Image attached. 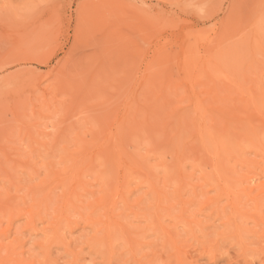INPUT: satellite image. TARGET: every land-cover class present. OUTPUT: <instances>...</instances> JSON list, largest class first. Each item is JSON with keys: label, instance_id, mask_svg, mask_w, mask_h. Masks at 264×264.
<instances>
[{"label": "rangeland", "instance_id": "obj_1", "mask_svg": "<svg viewBox=\"0 0 264 264\" xmlns=\"http://www.w3.org/2000/svg\"><path fill=\"white\" fill-rule=\"evenodd\" d=\"M259 183L264 0H0V264H264Z\"/></svg>", "mask_w": 264, "mask_h": 264}, {"label": "bare ground", "instance_id": "obj_2", "mask_svg": "<svg viewBox=\"0 0 264 264\" xmlns=\"http://www.w3.org/2000/svg\"><path fill=\"white\" fill-rule=\"evenodd\" d=\"M252 55V54H251ZM195 108L196 109H198V105L196 104L195 105ZM197 136H198V134H197ZM240 137H242V138H244V139H246V140H248V141H251V136H249V134L246 132V133H244V134H242ZM239 137V139H241ZM202 141H203V139H201ZM203 146H205L204 144H203ZM259 187L262 189V188H264V183H259ZM226 190H227V193L228 194H230V192L232 191L231 190V186H226ZM231 201L229 202V210H230V213H231V215L232 216H237L238 214H245V212H243L242 210H241V208L239 207V205H240V203H239V200H238V198L237 197H233V198H231L230 199ZM236 216H235V218H236ZM239 216V215H238ZM237 216V217H238ZM231 218V217H230ZM257 219H261V217H258ZM232 220H234V219H232ZM236 220V219H235ZM236 225V224H235ZM240 227H239V225L237 224L236 225V231H235V233L237 234L236 236H240L241 234H240V229H239ZM2 262V260L0 259V263Z\"/></svg>", "mask_w": 264, "mask_h": 264}]
</instances>
